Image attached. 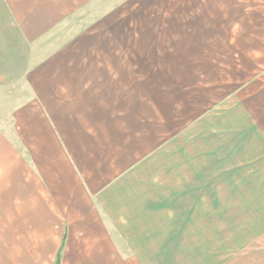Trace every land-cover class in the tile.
Masks as SVG:
<instances>
[{"label": "rangeland", "instance_id": "374dc122", "mask_svg": "<svg viewBox=\"0 0 264 264\" xmlns=\"http://www.w3.org/2000/svg\"><path fill=\"white\" fill-rule=\"evenodd\" d=\"M64 3L52 26L63 42L88 34L95 44L121 43L126 56L116 62L177 87L167 91L177 103L173 120L160 115L158 151L104 210L112 238L140 264H264V115H183L179 99L180 88L191 90L201 106L207 93L225 94L262 68L264 0ZM24 96L21 85L0 88V123ZM7 220L0 214V259L32 254L21 262L50 264L54 248H24L38 233L8 231Z\"/></svg>", "mask_w": 264, "mask_h": 264}, {"label": "crops", "instance_id": "0c3cea01", "mask_svg": "<svg viewBox=\"0 0 264 264\" xmlns=\"http://www.w3.org/2000/svg\"><path fill=\"white\" fill-rule=\"evenodd\" d=\"M66 1L0 0V88L25 92L0 123V214L8 231L38 233L24 248H54L50 264L57 257L59 264H138L112 238L104 210L158 151L160 115L173 120L177 103L167 91L177 87L116 62L126 56L121 43L95 44L88 34L63 42L52 26ZM261 61L257 73L248 69L252 78L207 93L201 106L180 88L183 115H264V43ZM31 255L0 264H25Z\"/></svg>", "mask_w": 264, "mask_h": 264}, {"label": "trees", "instance_id": "16d2710c", "mask_svg": "<svg viewBox=\"0 0 264 264\" xmlns=\"http://www.w3.org/2000/svg\"><path fill=\"white\" fill-rule=\"evenodd\" d=\"M55 264H59V257H57Z\"/></svg>", "mask_w": 264, "mask_h": 264}]
</instances>
